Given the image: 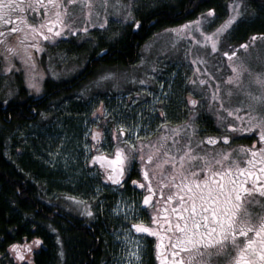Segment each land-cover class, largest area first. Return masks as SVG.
<instances>
[{
	"label": "rangeland",
	"instance_id": "obj_1",
	"mask_svg": "<svg viewBox=\"0 0 264 264\" xmlns=\"http://www.w3.org/2000/svg\"><path fill=\"white\" fill-rule=\"evenodd\" d=\"M146 1L148 2L145 5L148 6L168 0ZM230 2L231 0H226L222 3L220 11L215 12V20L210 25H203L205 31L211 32L228 17L227 6ZM93 3L90 23L85 20V10L76 4L70 9L75 13L73 17L75 22L72 25L75 31L65 29L63 36L57 37L54 41L42 42L43 50L40 52L30 49L36 61V68L31 69L29 65L27 73L16 56L11 57L14 67L7 72L4 71L7 66L5 56L8 54L5 52V44L0 43V84L3 86L0 89H6L4 93L6 97L0 99L2 104L13 97L11 90L8 89L9 82H14L16 75H20L22 85L35 98L41 96L45 80L56 82L71 80L81 72L88 55L96 47L95 38L110 39L113 29H118V25H124L130 19L125 17L129 12L131 14L133 0H108L106 7L102 6L101 0H93ZM241 11L243 16L240 22L236 23L231 32L223 38L218 52L212 53L210 45L203 44V37L194 25L184 30L182 34L168 31L187 22L164 29L145 41L136 65L126 69L99 68L91 80L84 82L68 97L53 102L38 116L36 122L24 126L18 136L16 135V139L9 143L7 155L14 162L25 156L33 158L42 167L46 179H35V176L30 178L48 197L55 198L65 211L90 220L94 216L95 208H100L117 221V230L111 235L115 257L114 262L110 264H127L128 251H134L137 243L140 245L144 264L148 252L146 247L148 235L135 233L134 229L126 234L125 230L137 222V219L150 223L153 209L147 208L139 217L125 220L129 205L136 208L144 207L141 202L143 196L147 194V189H141L133 184L117 185L105 180L99 173L100 164L91 163L92 156L100 152L113 154L116 146L128 150L134 145L137 149L134 165L138 181L147 184L140 172L141 141L145 145L158 144L159 137L171 136L172 130L178 128L185 129L181 137L186 138L192 132V129L185 128L186 124H192L195 129V134L192 135L194 145L208 136L235 137L227 145L222 140H218L216 145L205 141L199 148L201 153L209 149L215 153L222 148L250 146L258 139L251 133L226 131V123L233 122L234 117H228L224 126H221L218 119L219 101L212 100L213 93L219 87L220 95L225 96L227 106L226 92L229 88L235 90L234 85L226 83L227 77L232 75V70L223 52L230 50V46L238 53L232 62L239 66L240 62L244 61L251 70V73L247 71L243 73L242 79L246 87L256 73H264V39L258 38L254 45L250 40L251 36L259 34L264 24L243 22L253 20L257 14L245 5ZM201 14L190 21H195ZM203 14L206 15L207 12ZM16 15L27 16L32 22H36L35 14L31 10L17 11L12 17L14 24L18 23ZM84 28H87V32L80 31ZM0 31H3V28H0ZM22 35L19 33L9 36L7 46L20 48L17 36L22 38ZM244 37V42H241ZM33 42L24 41L25 44ZM245 42L250 45L247 50L237 48L239 44ZM194 60L196 63H193ZM30 80H35L39 84V91L29 87ZM201 80L205 83L201 84ZM252 88L255 89L256 86L252 85ZM190 99H195L198 103L191 105L188 103ZM232 106H238L235 104V98ZM161 112L165 115L161 116ZM219 115L226 116V113L220 112ZM71 123L74 125L69 126ZM165 124L166 127H163ZM121 125L125 127V134L117 139L114 133L118 134ZM93 132L100 133L97 140H93ZM167 142L171 143V140ZM149 151L147 147L144 149L145 156ZM146 166L150 173L158 172L152 164ZM52 179L58 181L64 188L61 185L58 189L50 190L48 184H52ZM152 183L156 186L155 198L160 199L157 179L154 178ZM81 190L86 194L84 198L77 195H81L77 193ZM103 194H107V197ZM167 194L165 191V196ZM153 238L155 244L156 238ZM31 247L33 252L32 244ZM31 252H25L28 260ZM8 255L10 262L6 264L22 263L9 251Z\"/></svg>",
	"mask_w": 264,
	"mask_h": 264
},
{
	"label": "snow or ice",
	"instance_id": "obj_2",
	"mask_svg": "<svg viewBox=\"0 0 264 264\" xmlns=\"http://www.w3.org/2000/svg\"><path fill=\"white\" fill-rule=\"evenodd\" d=\"M101 3L106 7L108 0H101ZM76 4L85 10V20L90 23L93 0H0V28H3L0 31V43L5 44V52L8 54L5 56L7 66L4 71L14 67L11 63L13 56L20 59L26 73L29 65L35 69L36 61L30 49L40 52L43 50L42 42L54 41L63 36L65 29L75 31L72 28L75 13L70 9ZM227 7L228 17L211 32L205 31L203 25H210L215 20V10L212 8L195 21L168 31L182 34L194 25L203 37V44L210 45L212 53H216L223 38L243 16V0H231ZM27 10L35 14L36 22L27 16L16 15L18 23L14 24L13 15L17 11ZM130 15L129 12L125 19H129ZM140 23L136 21L135 26L139 27ZM80 31L87 32V28ZM19 33L23 34L22 38L17 36L20 48L8 47L7 38ZM258 38L264 39V33L250 37L253 45ZM26 40L34 42L25 44ZM249 46L245 42L237 48L247 50ZM223 56L228 58L232 70L226 83L234 85L235 90H227V106L219 87L213 93L212 100L219 101L218 119L221 126H224L228 117H234L233 122L226 123V131L251 133L258 139L250 146L222 148L215 153L209 149L201 153L199 148L205 141L216 145L218 140H222L227 145L235 137L208 136L194 145L192 135L195 129L192 124H186V129H192L186 138L181 137L185 129L178 128L172 130L171 136L159 137L158 144L145 145L141 141L140 172L147 184L138 180H132V184L141 189L146 188L147 194L141 202L144 207L128 206L125 220L139 217L147 208L153 211L150 223L137 219L125 232L128 234L134 229L135 233L155 237V258L158 264H264V73H256L246 87L243 73H251V70L244 61L239 66L232 62L238 56L237 51L230 46V50L224 51ZM108 75L111 76V73ZM200 83L204 84L205 81L201 80ZM252 85L256 88L253 89ZM29 87L40 90L35 80H30ZM234 98L238 106H232ZM188 103L196 105L198 102L190 99ZM220 112L226 113V116H220ZM164 115L161 112V116ZM124 134L125 127L121 125L118 134L114 133V136L119 139ZM99 136L98 132L92 133L93 140ZM146 147L150 151L145 156ZM136 152L134 145L128 150L116 146L113 154L100 152L92 156L91 163H99L104 169L105 179L119 185L130 167L134 166ZM147 164H152L158 172L150 173ZM154 178L160 188V199L155 198ZM165 191L168 193L166 196ZM253 205H260L261 211H255ZM88 214L91 215V212ZM31 244L40 245L41 240L36 238ZM31 244L27 240L12 243L9 252L14 254L17 261L31 264L25 256V252L32 251ZM128 257L127 264H142L139 243L134 251H128Z\"/></svg>",
	"mask_w": 264,
	"mask_h": 264
},
{
	"label": "trees",
	"instance_id": "obj_3",
	"mask_svg": "<svg viewBox=\"0 0 264 264\" xmlns=\"http://www.w3.org/2000/svg\"><path fill=\"white\" fill-rule=\"evenodd\" d=\"M147 2L133 0L128 22L113 29L110 39L95 38L96 47L91 50L81 72L71 80H45L38 98L22 85L20 75L15 76L14 82H9L8 91L11 90L13 97L5 104L0 101V264L10 262V244L25 240L32 242L36 238L41 240V244L37 245L31 264L114 262L111 235L117 230V221L100 208H95L90 220L65 211L55 198L48 197L30 178L46 179L37 161L24 156L14 162L7 151L9 143L16 139L24 126L36 122L53 102L77 91L84 82L94 77L99 68L126 69L136 65L142 45L152 35L188 22L209 8L219 12L226 0H168L148 6L145 5ZM243 3L257 14L253 20L243 22L264 24V0H243ZM136 21L141 22L139 27L135 26ZM261 33H264V27ZM0 88H3L1 84ZM5 90L0 89V99L6 97ZM126 177L127 186L132 184V180H139L135 165ZM49 184L50 190L62 185L53 179ZM84 191H78L81 195H77L84 198ZM103 195L107 197V194Z\"/></svg>",
	"mask_w": 264,
	"mask_h": 264
},
{
	"label": "flooded vegetation",
	"instance_id": "obj_4",
	"mask_svg": "<svg viewBox=\"0 0 264 264\" xmlns=\"http://www.w3.org/2000/svg\"><path fill=\"white\" fill-rule=\"evenodd\" d=\"M99 168V173L100 175L102 176V178H105V172H104V169H102L101 167H98ZM106 180V179H105ZM127 180V177L125 176L124 179L121 181L122 185L124 186L125 184H127L126 182ZM104 181V180H103ZM108 181V180H107ZM102 182V181H101ZM120 183V184H121ZM253 209L257 212L261 211V207L260 205H253L252 206ZM147 238V243H146V247L148 249V252H147V261L145 264H158V261L155 259V247H154V238L151 237V236H146ZM156 242V241H155ZM34 247V251L38 248L37 245H33ZM34 251L31 252V255L29 257V260L32 261L33 259V255H34ZM10 264H15L13 262H11ZM19 264H24V262L22 263H19ZM103 264V263H101Z\"/></svg>",
	"mask_w": 264,
	"mask_h": 264
}]
</instances>
